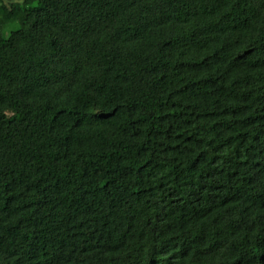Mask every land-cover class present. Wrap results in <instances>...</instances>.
Returning a JSON list of instances; mask_svg holds the SVG:
<instances>
[{"label":"trees","instance_id":"16d2710c","mask_svg":"<svg viewBox=\"0 0 264 264\" xmlns=\"http://www.w3.org/2000/svg\"><path fill=\"white\" fill-rule=\"evenodd\" d=\"M0 264H264V0H0Z\"/></svg>","mask_w":264,"mask_h":264},{"label":"rangeland","instance_id":"374dc122","mask_svg":"<svg viewBox=\"0 0 264 264\" xmlns=\"http://www.w3.org/2000/svg\"><path fill=\"white\" fill-rule=\"evenodd\" d=\"M12 1H14V2H19V1H21V0H5L6 3H8V2H12ZM16 27H17L16 25H11L9 28H7V30H6V32H5V37H7V36H8V33H9L11 30H14Z\"/></svg>","mask_w":264,"mask_h":264}]
</instances>
